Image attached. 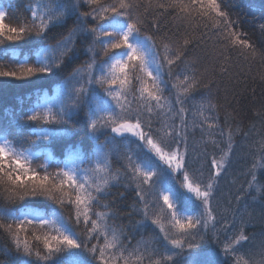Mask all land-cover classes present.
<instances>
[{"label": "snow or ice", "instance_id": "6c2138e0", "mask_svg": "<svg viewBox=\"0 0 264 264\" xmlns=\"http://www.w3.org/2000/svg\"><path fill=\"white\" fill-rule=\"evenodd\" d=\"M12 8L0 0V91H36L27 110L6 109L10 119L0 120V235L9 241L0 264H264V233L257 241L239 207L264 202V136L251 140L228 117L219 121L248 78L233 72L236 61L249 71L264 65V38L240 29L252 3L30 0V18L16 25L5 23ZM258 11L264 16V0ZM149 28L167 32L157 43ZM24 45L27 54L17 51ZM255 78L264 82V72ZM81 122L87 144L70 139ZM237 136L252 162L246 187L221 209ZM209 146L218 151L209 156ZM121 187L136 196L124 213L139 217L130 226L118 223L122 209L109 199Z\"/></svg>", "mask_w": 264, "mask_h": 264}, {"label": "trees", "instance_id": "16d2710c", "mask_svg": "<svg viewBox=\"0 0 264 264\" xmlns=\"http://www.w3.org/2000/svg\"><path fill=\"white\" fill-rule=\"evenodd\" d=\"M252 3L253 8L251 12L246 8L244 13L240 15V29L247 33L248 38L251 40L259 41L262 37L260 32V25L264 24V16L261 15L260 11H258L260 7L261 0H249ZM13 8L9 11V16L6 18L5 23H10L12 25H16L18 22L23 21L24 19L30 18V12L28 11V5L30 0H12ZM7 7V4H5ZM149 34H154L159 43V40L162 35L167 32L165 28L164 32L154 33L152 29H147ZM215 40V37L209 33L206 38V43L203 45L205 49H210L212 46V42ZM52 42V41H49ZM28 45H24L22 49H17V51H22L25 54L28 52ZM200 49L197 48V52ZM33 61L35 57H31ZM86 57L82 56V59ZM243 70L247 74V79H240L239 85L236 87L235 91L237 95H229L228 102L225 107L219 109V121L222 127L225 126L226 117L229 118V123L232 124L233 127L237 125L240 126L244 132H249L250 139L256 140L259 136H264V82H261L257 77V74L260 72H264V65L259 63H254L251 65V69L249 71V66L243 61H236V66L233 68V72H239ZM225 83L231 87V81L228 77L223 78ZM55 87V85H53ZM35 89L30 85H24L19 87H11L5 89L4 91H0V120L7 121L10 119L9 116L6 115L5 110H11L12 112H18L21 109L27 110L32 103V100L35 98ZM206 94V90H202ZM213 96H216V89H212ZM199 99V97H197ZM218 102L220 104H225L223 99V95L221 94L218 98ZM186 107H191V101L186 104ZM234 117V121L231 119ZM189 119L191 120V114L189 113ZM253 125L255 127H253ZM72 132L74 135L70 138L71 142L78 143L84 141L86 144L87 141V133L83 123H79L72 128ZM201 138V133L199 129L196 130L194 136H190L189 143L192 144L193 140L199 141ZM242 143L241 137H236V148L235 154L232 157V164L228 169L227 175L223 177L220 182V191L218 193V203L221 209L225 207L226 200L230 195L236 193V190L240 187V185H245L246 187V177L243 173L250 166L252 162L251 154H248L247 149H241L240 144ZM43 147V145H42ZM135 147V145H133ZM53 154L57 159H62V155L59 149L53 146ZM214 150L211 146L208 148L209 156ZM43 159L34 160L32 166L36 167L39 164H42ZM200 163L204 164L205 172L207 174V170L209 168V164L207 162L201 161ZM199 164H194L193 167H198ZM258 179L264 182V174L258 173ZM118 192H123V197L116 195ZM110 200H114L115 204L118 208L122 209V215L118 223H122L124 225H129L130 222H134L139 219V217L135 214L129 216L124 213H130L132 210V206L136 201L135 192L132 188L125 190L123 187L119 189H113V196L109 197ZM235 204V201L233 200ZM245 205L247 207H245ZM215 207V204H214ZM240 209L249 213L252 217L251 225L249 227V232L256 234V239L259 241L260 234L264 233V202L253 201L251 198H247L244 201H241L239 205ZM67 215L68 213L65 212ZM129 231L132 235L135 236L136 239L139 238V231H133L131 227H129ZM9 241L5 236L0 235V247L7 245ZM135 243V240H133Z\"/></svg>", "mask_w": 264, "mask_h": 264}, {"label": "rangeland", "instance_id": "374dc122", "mask_svg": "<svg viewBox=\"0 0 264 264\" xmlns=\"http://www.w3.org/2000/svg\"><path fill=\"white\" fill-rule=\"evenodd\" d=\"M6 7V6H5ZM236 195V193L235 194H233V195H230L231 197H234Z\"/></svg>", "mask_w": 264, "mask_h": 264}]
</instances>
